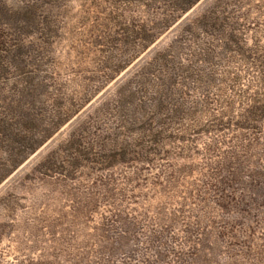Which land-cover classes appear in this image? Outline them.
Instances as JSON below:
<instances>
[{"label":"rangeland","instance_id":"rangeland-1","mask_svg":"<svg viewBox=\"0 0 264 264\" xmlns=\"http://www.w3.org/2000/svg\"><path fill=\"white\" fill-rule=\"evenodd\" d=\"M0 264H264V0H0Z\"/></svg>","mask_w":264,"mask_h":264}]
</instances>
